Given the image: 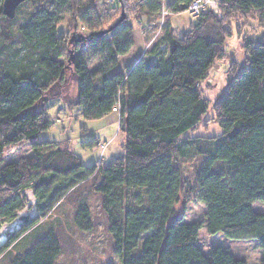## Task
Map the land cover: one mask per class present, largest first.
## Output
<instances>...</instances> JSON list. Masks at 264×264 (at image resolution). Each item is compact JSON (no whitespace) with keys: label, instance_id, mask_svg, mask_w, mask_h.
<instances>
[{"label":"trees","instance_id":"trees-1","mask_svg":"<svg viewBox=\"0 0 264 264\" xmlns=\"http://www.w3.org/2000/svg\"><path fill=\"white\" fill-rule=\"evenodd\" d=\"M2 1L0 223L14 220L25 207L26 189L38 199L57 193L47 208L39 209V218L22 221L8 234L0 255L60 200L72 201L74 225L90 230L87 196L96 192L120 264H247L220 246L204 255L196 242L202 227L230 239H256L264 264V213L252 207L255 201L264 202V36L241 35L245 66L238 70L231 61L232 75L210 117L199 85L225 56L233 21L245 24L252 18L264 28V0H217L221 16L208 9L182 35L164 17L167 11L187 10L190 0H172L167 11L162 0H118L116 5L103 0L102 8L87 5L68 24L61 13L72 0H25L11 19L2 15ZM25 5L31 7L17 23ZM103 14L104 24L99 22ZM135 28L149 45L133 65L112 73L132 48ZM237 29L241 33V25ZM86 46L102 54L98 66L87 65ZM70 75L77 89L69 98L63 87ZM54 98H63L69 111L80 107L86 120L115 112L118 130L125 134L123 156L86 167L68 141L39 140L55 124L56 117L47 115V103ZM210 121L218 123L220 136L187 135ZM24 143L31 146V155L2 163L7 152ZM97 143L93 139L83 145L93 148ZM193 155L203 159L194 184L202 188L205 212L204 221L186 222L176 207L192 191L184 163ZM61 179L68 180L62 188L56 186ZM144 235L139 254L133 255ZM60 253L57 231L50 227L25 251L8 252L5 264H56Z\"/></svg>","mask_w":264,"mask_h":264},{"label":"rangeland","instance_id":"rangeland-1","mask_svg":"<svg viewBox=\"0 0 264 264\" xmlns=\"http://www.w3.org/2000/svg\"><path fill=\"white\" fill-rule=\"evenodd\" d=\"M172 0H162L163 8H167ZM94 3L97 7L102 8L103 0H72L61 13L64 24L72 19V16L85 9L87 5ZM118 0H114L111 4L116 5ZM31 5H25L19 13L21 18L26 15V9ZM100 10V9H99ZM158 16V23L161 21L160 11ZM100 17L99 22L104 24L106 19ZM165 20L169 21L172 31L177 35H182L186 32L190 25L194 22V18L187 10L167 13ZM146 22L144 21V24ZM15 25V24H14ZM238 25H241V33L238 32ZM158 25L154 27L153 31L157 30ZM72 28V27H71ZM231 36L226 40V50H224V57L217 60L213 67L209 69L206 79L199 85L202 94L208 99L210 108L208 117L213 115V104L225 92L229 79L232 75L231 61H236L238 70L244 66V54L240 48L241 35H248L256 39H261L264 36V28L259 27L256 21L252 18L248 19L247 23L241 24L240 21H233L231 25ZM151 33V34H152ZM156 39L153 41L155 42ZM149 43L147 44V46ZM84 57L89 67H96L99 65L102 54L92 52L88 46L84 49ZM156 59V58H155ZM61 61H66V56L61 58ZM56 88V87H55ZM77 89V81L74 75H70L69 79L63 87V94L67 97L75 96ZM57 90L52 89V93ZM68 98V99H69ZM47 115L49 117H56L60 121L51 125L49 129L42 131L39 134V140H48L53 142L68 141L69 148L81 157L84 166L89 167L98 163L100 160L103 164L111 163L116 158L123 156V145L125 142V134L118 130V124H107L105 121L86 120L82 116L80 107H75L70 111L66 107V101L63 98H54L47 103ZM222 129L216 121H210L208 126L198 124L192 130L187 132V135L195 137H214L220 136ZM95 139L96 142H108V146L101 152L100 148L93 150L83 142ZM32 154L29 143H24L7 152L2 160V163H7L16 160L21 156H28ZM203 159L193 155L185 161V179L192 187L189 197L182 200L177 205V213L183 215L186 222L204 221L205 205L200 199L202 193L201 187H195L194 177L196 167L202 163ZM68 180H63L56 185L57 187H64ZM57 191L53 194L55 196ZM27 201L25 207L20 210L15 219L9 222L0 223V227L7 225L6 239L8 234L16 232L22 223V217L27 216L29 219L39 218V209L47 208L49 198L38 199L31 191L26 189L24 191ZM52 194V192H51ZM52 196V197H53ZM87 203L90 209L93 226L90 230H80L73 223L74 204L69 200H60L57 206L51 211L50 215L41 218L32 229L24 235L13 241L0 255V264H5L7 253L23 252L28 245L41 236L47 229L54 227L61 244V253L56 259V264H120L114 256V243L110 232L108 231V218L106 213L101 208L100 195L93 192L87 196ZM253 210L259 213H264V202H253ZM146 235H144L138 246L134 249L133 255H138L141 250V245ZM6 241V240H5ZM4 241V243H5ZM196 242L204 255L209 256L211 248L220 246L223 249L232 253L235 257L241 258L247 264H261L262 252L257 245L256 239H230L223 233L210 234L202 227L196 237ZM3 243V244H4ZM1 244L0 246H2Z\"/></svg>","mask_w":264,"mask_h":264},{"label":"crops","instance_id":"crops-1","mask_svg":"<svg viewBox=\"0 0 264 264\" xmlns=\"http://www.w3.org/2000/svg\"><path fill=\"white\" fill-rule=\"evenodd\" d=\"M134 44L130 51L119 58L118 64L111 70V72H121L127 66L133 65L144 53L147 47L144 35L139 28L133 30ZM110 72V73H111ZM66 96V95H65ZM107 124H118V115L115 112H111L108 115L100 119Z\"/></svg>","mask_w":264,"mask_h":264},{"label":"built area","instance_id":"built-area-1","mask_svg":"<svg viewBox=\"0 0 264 264\" xmlns=\"http://www.w3.org/2000/svg\"><path fill=\"white\" fill-rule=\"evenodd\" d=\"M211 9L215 13H217L219 16H221V13L219 11V6L217 3V0H190L187 4V11L191 15L192 18H197L202 12ZM164 46L161 45L160 48H163ZM117 109L116 107L114 110ZM60 120L53 118L54 123H58ZM108 146V142H98L96 146H94L92 149L95 150L97 148L101 149V152Z\"/></svg>","mask_w":264,"mask_h":264},{"label":"water","instance_id":"water-1","mask_svg":"<svg viewBox=\"0 0 264 264\" xmlns=\"http://www.w3.org/2000/svg\"><path fill=\"white\" fill-rule=\"evenodd\" d=\"M24 1L25 0H3L2 4H1L2 15H4L8 19L13 18L15 16V12H16L17 7ZM123 17L124 16L121 17L120 21L123 19ZM109 30H110V28L107 30H103V31H100L98 33H95V35L96 36H102ZM82 40H84V38H82ZM28 219H29V217H27V216L22 217V221H27Z\"/></svg>","mask_w":264,"mask_h":264},{"label":"bare ground","instance_id":"bare-ground-1","mask_svg":"<svg viewBox=\"0 0 264 264\" xmlns=\"http://www.w3.org/2000/svg\"><path fill=\"white\" fill-rule=\"evenodd\" d=\"M8 229L7 225H3L0 227V245L4 243L6 240V231Z\"/></svg>","mask_w":264,"mask_h":264}]
</instances>
